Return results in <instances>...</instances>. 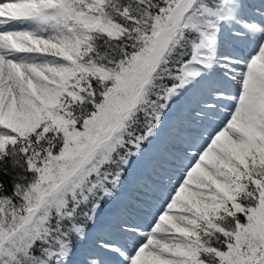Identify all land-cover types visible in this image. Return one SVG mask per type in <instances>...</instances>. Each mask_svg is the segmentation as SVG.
<instances>
[{
    "label": "snow or ice",
    "instance_id": "obj_1",
    "mask_svg": "<svg viewBox=\"0 0 264 264\" xmlns=\"http://www.w3.org/2000/svg\"><path fill=\"white\" fill-rule=\"evenodd\" d=\"M0 264H264V0H0Z\"/></svg>",
    "mask_w": 264,
    "mask_h": 264
}]
</instances>
